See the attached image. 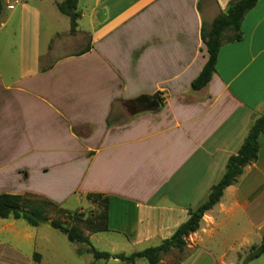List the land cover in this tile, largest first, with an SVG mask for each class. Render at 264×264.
<instances>
[{
  "label": "crops",
  "instance_id": "0c3cea01",
  "mask_svg": "<svg viewBox=\"0 0 264 264\" xmlns=\"http://www.w3.org/2000/svg\"><path fill=\"white\" fill-rule=\"evenodd\" d=\"M63 1L3 0L0 194H14V176L27 177L23 162L30 155L72 159L74 191L110 199V230L99 234L135 245L163 242L189 209L206 201L264 114V0L245 16L242 40L223 44L216 71L198 91L192 83L209 58L203 23L210 25L231 0L201 10L199 0H78L75 35L58 9ZM143 96L158 105L114 117L134 102L141 108ZM259 142L258 160L224 191L196 233L209 222H234L238 209L264 224V134ZM141 166L154 184L130 182ZM85 233L90 240L97 235ZM87 255L93 264L86 245L48 224L0 218V264H76L74 256ZM110 261L121 260L105 264Z\"/></svg>",
  "mask_w": 264,
  "mask_h": 264
},
{
  "label": "trees",
  "instance_id": "16d2710c",
  "mask_svg": "<svg viewBox=\"0 0 264 264\" xmlns=\"http://www.w3.org/2000/svg\"><path fill=\"white\" fill-rule=\"evenodd\" d=\"M204 1L199 0V10H201ZM259 1L231 0L226 11L221 12L210 25L203 23L202 39L207 47L209 58L200 75L192 83L194 91L204 88L210 82L216 71L218 56L223 44L235 43L242 40V24L245 16L257 6ZM3 9L4 3L3 0H0V17ZM58 9L62 14L70 18V34L75 35L80 18L78 0H64L58 4ZM89 50L90 46L83 53ZM108 125H111V121H108ZM262 134H264V114L254 121L238 153L229 158L223 177L216 185L212 186L206 201L197 209H189L188 219L176 229L170 238L165 239L160 245L151 246L129 255L100 251L93 245L85 233V229L91 234H99L110 230V199L102 193H88L86 195V199L98 205L100 209V212L95 217V221H89L83 217L79 218L77 215L70 214L69 211L48 199L8 193L0 194V218L22 219L32 227L48 224L66 235L70 242L86 245L87 252L91 253L97 261L117 259L135 264L136 260L144 259L149 264H160L163 256L169 254L172 250L184 252L188 244L187 238L200 229L204 215L221 201L224 191L228 187L238 182L245 168L258 160L260 152L259 138ZM49 209L65 214L70 222L74 221V223L67 225L60 219H51L48 215ZM263 254L264 234L261 243L251 248L243 264H249L260 258ZM36 258H39V255H36Z\"/></svg>",
  "mask_w": 264,
  "mask_h": 264
},
{
  "label": "rangeland",
  "instance_id": "374dc122",
  "mask_svg": "<svg viewBox=\"0 0 264 264\" xmlns=\"http://www.w3.org/2000/svg\"><path fill=\"white\" fill-rule=\"evenodd\" d=\"M38 1V0H33ZM214 0H205L203 8L207 6H213ZM87 39H84V43ZM131 105V104H130ZM147 110V108L134 102L129 108H119V113L114 115L117 119H126L132 112L138 110ZM114 119V118H113ZM75 163L72 159L61 158H45L40 159V155H30V159L23 162V166L26 168L27 177H22V180L18 176H14L12 192L14 194L31 195L39 198L48 199L65 210H68L70 214L77 215V217L88 219L89 221H95L96 215L100 212L98 205L89 202L86 199L87 194H80L74 191V177L70 174V165ZM40 166H48L47 171L42 172ZM84 166V161L76 162V173L81 172ZM44 168V169H45ZM148 170L140 167V172L130 177L131 183L139 182L141 184H154V176L147 173ZM165 175L159 177L164 179ZM178 177L176 178V180ZM241 209H238V213L232 222L229 217L222 221V224H214L209 222L203 225L202 229L198 233H193L187 238V247L184 252L178 250H172L169 254L163 256L161 264H243L245 258L251 251V247L247 250H236L241 246H245L248 243L260 244L262 235L264 234V224L260 225L258 220L254 217L253 222L241 217L239 214ZM220 213H218L219 215ZM48 215L51 219H60L67 225L74 223L67 218L65 214L59 213L56 210L49 209ZM261 219L260 216H258ZM242 219L243 223L238 224L235 221ZM185 220V219H184ZM85 226V225H84ZM174 226V225H170ZM219 226V227H218ZM261 226V227H260ZM218 227V228H217ZM260 227V228H259ZM216 230V231H215ZM85 231H87L85 229ZM89 232V231H87ZM90 233V232H89ZM169 238L168 233L164 234ZM93 245L100 251L109 253H124L131 254L133 252L143 250L147 247L157 246L162 241L158 240H146L138 241L137 245L131 244L121 235L107 233L94 235L91 240ZM236 250V251H235ZM78 264H88L91 260L90 256L85 258L74 256ZM93 264H105V261H97L92 256ZM76 263V264H77ZM119 264H128L126 262L119 261ZM110 264H114V261H110ZM137 264H148L144 259L138 260ZM249 264H264V256L250 262Z\"/></svg>",
  "mask_w": 264,
  "mask_h": 264
},
{
  "label": "water",
  "instance_id": "95a60500",
  "mask_svg": "<svg viewBox=\"0 0 264 264\" xmlns=\"http://www.w3.org/2000/svg\"><path fill=\"white\" fill-rule=\"evenodd\" d=\"M138 102L147 109H153L158 105V101L154 97L149 96L141 97Z\"/></svg>",
  "mask_w": 264,
  "mask_h": 264
}]
</instances>
